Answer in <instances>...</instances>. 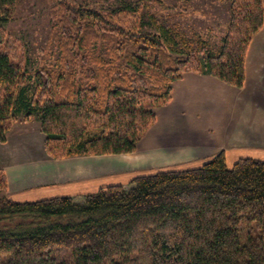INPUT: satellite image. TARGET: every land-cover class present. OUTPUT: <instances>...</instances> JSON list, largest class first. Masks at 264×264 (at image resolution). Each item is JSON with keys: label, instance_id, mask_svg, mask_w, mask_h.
Here are the masks:
<instances>
[{"label": "trees", "instance_id": "trees-1", "mask_svg": "<svg viewBox=\"0 0 264 264\" xmlns=\"http://www.w3.org/2000/svg\"><path fill=\"white\" fill-rule=\"evenodd\" d=\"M155 1L104 9L60 0L57 57L33 70L0 47V141L15 123L37 120L50 158L132 153L185 71L244 86L263 0H228L218 47L194 41L171 14H145ZM17 4L0 0V45ZM7 193L0 168V264H264L263 159L230 166L223 150L80 197ZM252 223L243 240L242 225Z\"/></svg>", "mask_w": 264, "mask_h": 264}, {"label": "crops", "instance_id": "crops-1", "mask_svg": "<svg viewBox=\"0 0 264 264\" xmlns=\"http://www.w3.org/2000/svg\"><path fill=\"white\" fill-rule=\"evenodd\" d=\"M154 111L156 123L138 149L120 154L133 159L127 163L130 167H193L223 150L230 166L245 157L264 160V28L248 48L242 88L213 75L185 71L172 84L170 102ZM28 127L30 123H15L7 140L0 141V168L6 173L9 194L19 201L78 196L65 187L82 178V157L47 158L41 154L44 147L35 143L38 136L45 141L43 132L23 130L26 134L11 136Z\"/></svg>", "mask_w": 264, "mask_h": 264}, {"label": "rangeland", "instance_id": "rangeland-1", "mask_svg": "<svg viewBox=\"0 0 264 264\" xmlns=\"http://www.w3.org/2000/svg\"><path fill=\"white\" fill-rule=\"evenodd\" d=\"M59 1L18 0L13 17L7 23L2 22L4 43L0 47L9 50L14 56V59L20 61L23 65L25 64L26 67L29 64L27 67L29 70L35 69L45 59L52 60L57 57L58 40L60 38V32H58L57 27V23L59 22L57 13ZM65 1L76 5L83 4L104 9L120 6L123 3L138 4L139 2V0ZM154 3H151L150 6H144L145 14L153 13L157 15L160 21H169L170 16L168 14H171L173 15L171 19L173 21L171 23L178 24L187 34L193 37L194 41L201 42L205 40L211 46L218 47L220 45L229 24L230 9L228 0H156ZM0 38H2V35ZM18 123H30V127L27 129H16L11 136H14V134L15 136L18 134V136H21L20 134H26L23 130L33 135L35 132L44 135L41 131V124L37 120ZM35 143L39 148L43 146L44 151L41 150V154L44 152L46 157L50 158L46 153L43 137L38 136ZM2 151L3 149H0L1 153ZM75 157H82L81 160L79 159L82 162V178L68 181L69 185H66L65 188L67 190L69 187V193L74 192L78 197L86 193L94 192L98 188L109 184L122 183L128 187L129 181L135 175L157 170L156 168L146 169L145 167H140L135 169L134 167H130L127 163L133 161V159L122 155ZM70 184L73 185L72 188ZM7 194L13 198L9 194V188ZM34 198H36L35 195ZM77 200L80 201V199ZM254 225L255 223H252V226L248 227L247 224L242 225L241 235L243 240H245L246 230L252 227L250 230L253 231Z\"/></svg>", "mask_w": 264, "mask_h": 264}]
</instances>
